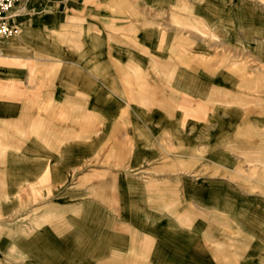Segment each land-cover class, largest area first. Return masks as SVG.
<instances>
[{"label":"crops","instance_id":"0c3cea01","mask_svg":"<svg viewBox=\"0 0 264 264\" xmlns=\"http://www.w3.org/2000/svg\"><path fill=\"white\" fill-rule=\"evenodd\" d=\"M171 3L18 1L20 32L0 39V264H264V202L237 206L221 153L220 120L245 114L221 116V95L240 98L241 76L171 58L189 39L208 55L196 20L264 65V10ZM189 98L212 104L211 143L184 121Z\"/></svg>","mask_w":264,"mask_h":264},{"label":"rangeland","instance_id":"374dc122","mask_svg":"<svg viewBox=\"0 0 264 264\" xmlns=\"http://www.w3.org/2000/svg\"><path fill=\"white\" fill-rule=\"evenodd\" d=\"M136 1L140 4L142 11L146 0ZM172 1L173 11H179L184 0ZM194 1H198L201 4L203 2V0ZM246 1H250L253 7H262L264 10V0ZM147 5L145 4V7ZM194 23L190 29L207 36L204 39L206 41V49L204 50L208 55L200 54L199 52L202 51L201 45H195L194 40L189 39L188 45L185 48L179 46L172 50V62H181L182 57L184 58L183 62L187 63L188 66L191 64L196 66L197 63L212 64L213 62H218L222 67L223 64L230 63L232 65L231 72L241 76L239 86L235 87L237 93L241 92L240 98H234L233 96H228V94L221 95V102L219 103L221 116L222 113L228 116L229 111H236L241 114L240 116H242L243 112L245 113L243 118L237 117V119L226 118L220 120L221 148L225 147V150H221V153L237 160L236 168H232L234 169L232 174L237 190V206H243V201H248L250 204L252 202V206H259L261 198L264 202V65L260 64L253 57L248 59L243 54L235 55L226 47L212 44L215 43V39L208 33L209 28L200 21L195 20ZM173 24L181 26L184 23L181 20L175 19ZM185 49H187V54ZM234 63L236 64L235 67ZM192 103L193 101L190 99L188 107L183 109L186 112L184 121H187L189 127L204 126L205 138L203 142L205 144L211 143L213 140L212 120L207 116L212 111V104L210 101L197 102L195 105ZM216 134L217 132L214 134V137ZM197 155H202L205 165L211 160V151H208L207 147H205L203 154L198 152ZM201 172L207 174L210 172V169L204 166ZM249 198H253V200H248ZM3 222L6 224L8 221L2 220Z\"/></svg>","mask_w":264,"mask_h":264},{"label":"built area","instance_id":"2783aa9c","mask_svg":"<svg viewBox=\"0 0 264 264\" xmlns=\"http://www.w3.org/2000/svg\"><path fill=\"white\" fill-rule=\"evenodd\" d=\"M19 0H0V39L18 35L20 30L12 19L16 16L15 8Z\"/></svg>","mask_w":264,"mask_h":264}]
</instances>
